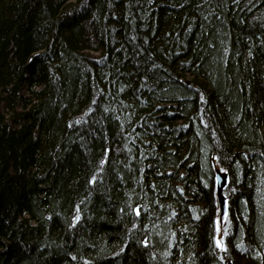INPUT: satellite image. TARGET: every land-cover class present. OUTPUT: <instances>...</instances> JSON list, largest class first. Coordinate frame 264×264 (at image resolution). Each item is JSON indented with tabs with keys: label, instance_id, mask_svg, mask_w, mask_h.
Wrapping results in <instances>:
<instances>
[{
	"label": "trees",
	"instance_id": "1",
	"mask_svg": "<svg viewBox=\"0 0 264 264\" xmlns=\"http://www.w3.org/2000/svg\"><path fill=\"white\" fill-rule=\"evenodd\" d=\"M229 263L264 264V0H0V264Z\"/></svg>",
	"mask_w": 264,
	"mask_h": 264
},
{
	"label": "water",
	"instance_id": "2",
	"mask_svg": "<svg viewBox=\"0 0 264 264\" xmlns=\"http://www.w3.org/2000/svg\"><path fill=\"white\" fill-rule=\"evenodd\" d=\"M228 184V176L220 170L215 171V195L217 202V210L220 217L224 216L226 210V198L223 190ZM231 264V263H229Z\"/></svg>",
	"mask_w": 264,
	"mask_h": 264
},
{
	"label": "snow or ice",
	"instance_id": "3",
	"mask_svg": "<svg viewBox=\"0 0 264 264\" xmlns=\"http://www.w3.org/2000/svg\"><path fill=\"white\" fill-rule=\"evenodd\" d=\"M137 215H139V211H137ZM224 217H225V219H227V212H226V211H225V213H224ZM216 231H217L218 233L221 231L219 224L217 225V229H216ZM223 231H224V235L227 236V235H228V229H227V228H224ZM215 244H216V247H217V248H220L222 251L225 250V249H224V241H223V239H217V240L215 241Z\"/></svg>",
	"mask_w": 264,
	"mask_h": 264
},
{
	"label": "rangeland",
	"instance_id": "4",
	"mask_svg": "<svg viewBox=\"0 0 264 264\" xmlns=\"http://www.w3.org/2000/svg\"><path fill=\"white\" fill-rule=\"evenodd\" d=\"M219 220H220V222L218 224H219V226H221L222 225V221H221V219H219ZM217 239H222V233H221V231L219 233L217 232V234H216V240Z\"/></svg>",
	"mask_w": 264,
	"mask_h": 264
}]
</instances>
